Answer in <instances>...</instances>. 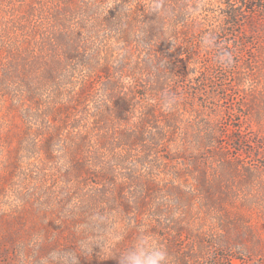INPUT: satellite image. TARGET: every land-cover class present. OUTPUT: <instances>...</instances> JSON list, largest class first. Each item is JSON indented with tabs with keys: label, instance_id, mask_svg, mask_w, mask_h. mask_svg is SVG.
<instances>
[{
	"label": "trees",
	"instance_id": "obj_1",
	"mask_svg": "<svg viewBox=\"0 0 264 264\" xmlns=\"http://www.w3.org/2000/svg\"><path fill=\"white\" fill-rule=\"evenodd\" d=\"M151 2L38 0L19 18L17 13L1 16L0 134L8 128L5 134L15 136L19 143L8 151L9 159L0 162L7 170L4 180L18 199L35 201L41 194L35 189L42 190L53 172V181L62 188L46 194L49 201L72 203L74 193L67 185L82 184L101 190L80 196L88 195L106 206L115 204L109 200L114 194L119 205L123 199L125 215L142 214L143 193L139 199L128 200L124 191L107 189L144 187L143 165L161 170L165 162L199 164L203 151L222 145L236 117L251 114L234 106L228 81L239 88L245 79L241 70L251 68L261 55L264 63V40L256 41L257 36L246 31L247 24L264 20V0H164L167 14L159 16L150 13ZM209 31L233 52L232 67H221L216 50L201 47L200 37ZM259 65L264 76V64ZM251 78L258 85L255 73ZM166 93L178 97L168 110L162 105ZM217 98L231 103L227 116L217 113ZM256 116L260 119L262 113ZM57 158H63L60 163L65 167L58 166ZM186 172L189 176L188 168ZM160 173L151 175L152 181L162 179ZM203 173L193 176L199 191L211 194L215 175ZM175 189L183 216L187 221L194 218L193 202L181 186L170 188L169 193ZM5 191L0 187V196ZM205 207L209 213L214 210L209 200ZM83 211V217L90 216L91 208ZM155 212L162 215L160 208ZM166 215L151 224L149 231H173L172 243L185 238L179 220L183 216ZM190 230L197 234L196 229ZM218 235L204 227L197 237L207 246H218L217 255L188 254L184 264L192 260L195 264H237L233 252L224 246V234Z\"/></svg>",
	"mask_w": 264,
	"mask_h": 264
},
{
	"label": "rangeland",
	"instance_id": "obj_2",
	"mask_svg": "<svg viewBox=\"0 0 264 264\" xmlns=\"http://www.w3.org/2000/svg\"><path fill=\"white\" fill-rule=\"evenodd\" d=\"M35 2L38 3V0H0V20L4 21L1 16H5V13H17L19 18ZM246 31L249 35L257 36L256 41L261 40L260 38L264 40V20L247 24ZM262 62L261 55L260 58H255L251 68L241 70L245 79L239 88L228 81L234 91V106H240L243 111L251 114L248 117H236L229 125L228 134L222 137V145L203 151L199 156V164L189 160L178 164L165 162L161 169L165 173L152 169L150 164L143 165L141 170L147 178L143 181L146 183L144 187L130 185L107 189L111 193L124 191L122 194L128 200H136V197L144 195L146 203L143 204V213L139 215H125L122 210L123 199H119V205L114 194L109 200L115 201V204L106 206L88 195L80 196L87 191L101 190L100 187L89 188L81 186L82 184L77 188L67 185L66 189H71L74 193L70 201L72 203L64 205L49 201L48 198L51 197L46 194L52 195L62 188L57 181H53V172L52 179H48L42 190L35 189L41 193L35 196V201L18 199L8 181L4 180L7 170L1 165L9 159L8 151L19 143L15 136L5 134L8 130L6 128L0 134V187L3 186L6 190L0 196V264H41L42 258L54 250H75L80 253L81 241L99 243L100 247L97 245L92 253L81 255L80 264H118V257L115 256L130 247L141 232L149 234L166 247L171 264H184L188 254L209 258L217 255L218 246H207L197 237L201 236L203 228L207 226L213 235L220 234V229L224 228V246L233 252L231 254H234L237 264H264V76L260 73L263 67L259 65L264 64ZM251 73L257 75L258 85L257 80H252ZM256 88L254 94L253 90ZM215 103L218 104L217 113L227 116L226 110L231 103L218 98ZM200 104L201 100H198L196 105ZM258 112L262 113L260 119L256 116ZM200 118L203 119L198 117ZM62 143L64 145L63 141ZM61 145L58 147L69 155ZM62 159L57 158L60 168L65 167L60 163ZM187 168L191 174L189 176ZM205 170L209 173L207 175H215L211 178V194L199 191L197 186L196 178L205 176ZM176 172L181 173V176ZM157 173L163 178L152 181L150 176ZM175 186H181L186 197L194 204L195 216L188 221L187 216H183L178 208L181 197L175 195L177 189L169 193V189ZM63 198L61 200L64 202ZM208 200L214 208L211 213L205 207ZM90 208V216L83 217V210ZM158 208L162 210L161 216L156 215L155 210ZM166 212L176 219L183 216L179 219L180 230L185 237L182 240L172 243L175 235L169 229L160 230L156 234L149 231L151 224L158 223L157 219H166ZM203 220L206 222L201 223ZM103 224L106 225L102 226ZM88 225L92 226L87 235L84 231ZM191 228L196 229L197 234ZM222 234L217 238H221ZM190 263L195 264L193 260Z\"/></svg>",
	"mask_w": 264,
	"mask_h": 264
},
{
	"label": "clouds",
	"instance_id": "obj_3",
	"mask_svg": "<svg viewBox=\"0 0 264 264\" xmlns=\"http://www.w3.org/2000/svg\"><path fill=\"white\" fill-rule=\"evenodd\" d=\"M150 13L157 16L167 14L164 0H152ZM200 44L204 49L216 50L215 59L221 67L230 68L235 64L233 52L218 43V37L214 32H205L200 37ZM177 102L178 97L175 94L166 93L162 97V105L166 110L171 109ZM97 245L100 247L99 243L81 241L80 253L75 250H54L47 257L42 258L41 264H80L81 255L92 253ZM115 257H118V264H171V257L166 247L144 232L137 236L130 247Z\"/></svg>",
	"mask_w": 264,
	"mask_h": 264
}]
</instances>
